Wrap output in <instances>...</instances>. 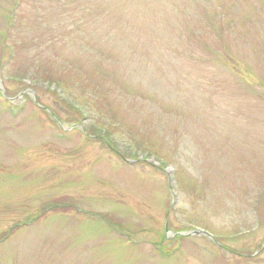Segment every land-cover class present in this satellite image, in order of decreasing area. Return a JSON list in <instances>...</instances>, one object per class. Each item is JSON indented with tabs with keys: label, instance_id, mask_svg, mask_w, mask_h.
<instances>
[{
	"label": "rangeland",
	"instance_id": "374dc122",
	"mask_svg": "<svg viewBox=\"0 0 264 264\" xmlns=\"http://www.w3.org/2000/svg\"><path fill=\"white\" fill-rule=\"evenodd\" d=\"M0 264H264V0H0Z\"/></svg>",
	"mask_w": 264,
	"mask_h": 264
},
{
	"label": "water",
	"instance_id": "95a60500",
	"mask_svg": "<svg viewBox=\"0 0 264 264\" xmlns=\"http://www.w3.org/2000/svg\"><path fill=\"white\" fill-rule=\"evenodd\" d=\"M188 234H190V235H196V234H201V233L198 232V231H194V232H192V233H188Z\"/></svg>",
	"mask_w": 264,
	"mask_h": 264
}]
</instances>
